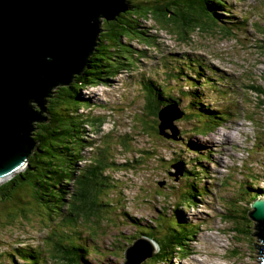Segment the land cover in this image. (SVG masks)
Segmentation results:
<instances>
[{
	"label": "rangeland",
	"instance_id": "obj_1",
	"mask_svg": "<svg viewBox=\"0 0 264 264\" xmlns=\"http://www.w3.org/2000/svg\"><path fill=\"white\" fill-rule=\"evenodd\" d=\"M213 6L218 23L215 28L211 29V22L203 23L187 28L183 35L172 29L170 23L162 26L152 13L147 17L137 14V17L133 9V14L128 12L130 8L126 9L117 18L125 19L128 15L136 24L140 23L143 32L139 37H124V46L128 47L136 66L120 68L118 75L110 77L106 84L79 90L81 104L75 107H78L80 125L78 136L84 138L85 148L75 160L79 165L76 173L102 154L99 148H105L107 140L115 142L112 156L117 160V165L106 169L111 186L105 188L101 198V202L111 205L103 207L99 216H91L93 220H83L84 232L70 231L73 236L81 235L79 243L89 248L86 264H125V250L135 239L152 238L142 231L154 228L159 238L166 236L178 224V214L182 217L179 223L192 227L189 233L192 240H187L189 254L176 249L174 257L165 259L169 264V260L171 264H263L257 247L262 241L254 234L256 222L248 212L255 198L264 197V95L252 87L264 89V0L213 1ZM102 21L104 25L111 22ZM105 31L102 29L100 33ZM148 79L158 82V87L162 83L165 92L174 96L184 111L179 120L173 121L179 131L178 140L161 138L158 134L151 136L143 130V119L154 122L146 116L150 113L142 93V84L147 85ZM196 84L199 95L192 87ZM54 91L44 104L48 117L52 100L59 97V91ZM194 96L217 109L216 115L224 117L218 119L220 123L209 129L210 132L206 115L198 114L200 108L193 110ZM216 97L211 103L210 98L214 101ZM108 106H112V112ZM32 122L36 123L32 132H36L40 121ZM219 133L229 134L231 139L222 138ZM117 134L129 140L128 157L122 153L126 149L118 144ZM105 135L113 136L105 139ZM212 136L219 139L216 145L207 142ZM141 151L146 164L141 159ZM178 162L183 164L185 175L177 181L170 172L177 171L179 166L172 165ZM193 163H199L207 171L196 170L200 167L196 168ZM196 180L202 189L193 191L194 186L192 189L189 185L179 191L178 186L184 182L192 184ZM8 187L0 191L5 192ZM25 188H16L9 200L0 198V264L22 263L17 256L11 261L9 255L13 252L14 257L17 249L30 247L42 251V264H58V254L52 252L61 239L55 228L57 224L63 225L60 217L54 221L45 210L34 214L38 211L35 207L30 209V205L19 204L17 197L24 198V204L31 202ZM188 191L196 194L195 199L186 196ZM11 200L17 203L10 206ZM25 207L26 214H23L21 210ZM232 215L239 216L238 221L245 225L248 235L234 230L236 218L231 219ZM94 219L100 220L103 227ZM153 244L157 253L162 245ZM118 247L123 254L115 256L112 251ZM154 256L139 264H156L152 260ZM165 260L157 264H164Z\"/></svg>",
	"mask_w": 264,
	"mask_h": 264
},
{
	"label": "trees",
	"instance_id": "obj_2",
	"mask_svg": "<svg viewBox=\"0 0 264 264\" xmlns=\"http://www.w3.org/2000/svg\"><path fill=\"white\" fill-rule=\"evenodd\" d=\"M213 1L218 3L222 0H129L130 11L128 12L133 14L131 11L133 9L136 15L139 14L145 17L149 13H152L155 17L154 19L162 26L165 27L167 23H170L172 29L179 35H183V31L187 32V28L189 30L192 26H201L203 23L210 24L211 22L212 29L215 28V25H218L215 18L216 8L213 6ZM101 27L107 31L99 34L98 45L94 47L91 55H89L86 67L80 73L73 76V82H70L72 85L69 83L65 87L59 88V86H54L51 89V92L54 90L59 91V97L54 101L52 100L51 106L53 107H51L50 115L49 117L47 116L46 121L37 123V131L32 132L36 142L35 147L27 157L28 165L21 172L17 173L15 178L0 185V190L3 189V191L9 186L7 191H0V198L9 200L12 198L15 190H23L26 187L24 191L30 194L31 202L29 201V204H24L25 199L17 197L19 204L30 205V209L35 207L38 211L34 214L45 210L46 213H49V218L54 221L60 217V223L64 226L60 224L55 226L57 235H61V239H58L59 242H56L59 247L55 245L52 252L58 254V264H86L85 258L89 255V248L85 244L79 243L81 235L73 236V233H70V231L79 232V230H82L84 232V227L81 229L83 220H93L91 216H99L103 207L111 205V203L101 202V198L105 194V188L108 189L111 186L108 183L109 179L105 172L110 166L117 165V160L112 156V145L115 142L107 140L105 148L103 146L99 148L102 154L96 156L88 167L76 173L79 165H77V161L75 160L83 154L85 148L84 138L79 139L78 136L80 125L77 121L78 107L75 106L81 104L79 90L85 86L108 83L110 77L118 74L119 69L122 67L124 69H127L129 66L135 67L134 60L129 56L132 54L129 52L128 47L124 46V40L121 41V37L128 35L139 37L140 34L143 35L142 30L139 28L140 23L136 24L128 15L125 16V19L119 16L115 20L107 22L106 25L103 23ZM122 52L125 56H123ZM208 80L210 81L209 78ZM152 83L153 80L151 79V83L148 82L143 90L146 93V109L152 115L147 114L146 116L152 118L154 122L152 123L151 119H143V130L151 136H157L158 134L159 137L164 138L159 133V110L162 106L178 101L175 100L174 96L165 94L163 85L158 87ZM252 87L263 91L262 94L264 95V89L254 85ZM196 94L199 95V91ZM193 98H196V101L193 100V110L197 111L196 109L200 108L198 114L206 115L207 119L205 123L210 126L207 128V131L210 132L209 129L220 123L218 119L224 117L216 115L218 110L211 108L209 104L201 100L200 102L198 96H194ZM151 131H153V134ZM145 132L143 131V133ZM106 136L111 137L113 135ZM117 136L118 144L123 150L126 149L128 151L130 147L129 140L125 136H121V134H117ZM132 149L133 147L130 148V150ZM141 156V159L145 163L143 151H141ZM196 170L207 171L201 166ZM197 175L198 172L194 178L197 179ZM195 183L196 181L192 182V184L186 181L181 187L178 186V189L180 191L183 187L189 185H192L193 189ZM182 194H184V191ZM195 195L189 191L186 193V196L193 197L194 199ZM10 202V206L17 203L16 200H11ZM64 206H67L66 210ZM26 209L27 207H25V210H21L24 212L23 214H26ZM109 210L111 211V209ZM88 213L92 214L89 215ZM126 215H128L127 212ZM232 218L234 220L236 218L234 230L241 235H248L245 225L238 221L239 216L232 215ZM178 220V224L171 227V232L167 233L166 236L163 235L161 238L156 235L154 228L142 231V234L152 237L151 239L155 240L159 247L162 245V248L157 253L155 252V256L152 258L156 264L157 261L161 262L162 260L174 257L176 249H183L184 255L189 254L190 249L186 246L189 244L187 240H192L189 234L192 227L185 222L179 223L182 220L180 214H178ZM99 221L94 219V222L102 226ZM66 230L69 232L66 233ZM92 231L95 233L97 230ZM61 241H64V243H60ZM38 249V247L37 249L33 247L25 250L17 249L14 253L16 255L13 257V252L10 253L11 255L9 256L11 257L9 259L15 261V257L17 256L22 262L19 264H42L44 260L40 255L42 251H38ZM96 252L106 254V252L97 249ZM112 253L115 256L123 254L120 247L113 250ZM38 255H40L39 258ZM82 259H84V263H82ZM169 262L172 263V260H169ZM164 264L169 263L165 260Z\"/></svg>",
	"mask_w": 264,
	"mask_h": 264
},
{
	"label": "water",
	"instance_id": "obj_3",
	"mask_svg": "<svg viewBox=\"0 0 264 264\" xmlns=\"http://www.w3.org/2000/svg\"><path fill=\"white\" fill-rule=\"evenodd\" d=\"M127 1L0 0V183L25 169L36 142L32 121L47 118L44 104L49 92L70 83L86 67L102 20H115L129 8ZM183 114L176 103L162 106L159 133L178 140L173 121ZM127 152L122 151L128 157ZM175 165L177 171L170 173L178 181L184 168L181 162ZM251 207L248 214L256 222L254 234L262 241L257 247L264 260V197L255 198ZM152 241L158 245L146 236L135 239L125 250V264H139L155 255Z\"/></svg>",
	"mask_w": 264,
	"mask_h": 264
},
{
	"label": "bare ground",
	"instance_id": "obj_4",
	"mask_svg": "<svg viewBox=\"0 0 264 264\" xmlns=\"http://www.w3.org/2000/svg\"><path fill=\"white\" fill-rule=\"evenodd\" d=\"M264 59V58H263ZM187 65V64H186ZM188 65H189V63H188ZM187 74V73H186ZM116 75H118V74H116ZM148 82L149 83H151V80H149L148 79ZM196 82V81H195ZM207 83L208 84H210V81L207 79ZM207 83H205V84H207ZM152 84H155L156 86L159 84L158 82H156V81H154L153 80V83ZM166 84V83H165ZM109 85H111V84H109ZM169 85V84H168ZM192 87H194V88H196V92H197V90H198V86H197V84L196 85H194V86H192ZM168 89V88H167ZM51 92H49V94H50ZM165 94H168V92L166 93L165 92ZM167 97V96H166ZM172 97V96H171ZM216 99H217V97L215 98V100L213 101V99L212 98H210V101H211V103L212 102H215L216 101ZM176 105L178 106V107H180L179 106V104H178V102H176ZM214 105H218V107L220 106V103H215ZM109 107V109H110V112H112L113 111V108L111 107L110 108V106H108ZM213 109H215V108H213ZM150 115V114H149ZM45 121V120H44ZM219 136L220 137H222V138H227L228 140H230L231 139V136L229 135V134H225V133H219ZM219 139H217V136H212V137H208V139H207V142H210L211 144H213V145H216L217 144V141H218ZM202 161H206V159H204V160H202ZM200 162V161H199ZM192 164V163H191ZM194 164V166L197 168V167H200L201 165H199V163H198V165H195L196 163H193ZM194 186V190L196 191V190H200V189H202L203 187L201 186V184H200V182H199V180H196V183L193 185ZM141 237V236H140ZM205 259V258H204Z\"/></svg>",
	"mask_w": 264,
	"mask_h": 264
},
{
	"label": "clouds",
	"instance_id": "obj_5",
	"mask_svg": "<svg viewBox=\"0 0 264 264\" xmlns=\"http://www.w3.org/2000/svg\"><path fill=\"white\" fill-rule=\"evenodd\" d=\"M208 104V103H207ZM92 162V161H91ZM89 164L86 165V167H88Z\"/></svg>",
	"mask_w": 264,
	"mask_h": 264
}]
</instances>
